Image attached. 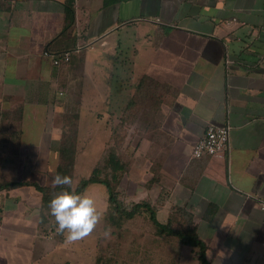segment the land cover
<instances>
[{
  "label": "crops",
  "instance_id": "1",
  "mask_svg": "<svg viewBox=\"0 0 264 264\" xmlns=\"http://www.w3.org/2000/svg\"><path fill=\"white\" fill-rule=\"evenodd\" d=\"M69 2L75 23L62 35ZM1 4L0 264L93 263L56 233L37 188L56 185L67 109L60 99L88 98L90 108L81 99L78 141L100 130L106 146L143 77L147 94L144 88L124 126L138 146L123 179L131 199L153 205L164 196L157 205L164 224L191 214L212 264H264V0ZM51 43L90 46L55 66L43 55ZM21 105V121L3 120ZM210 124L232 127L229 145L193 158ZM159 239L167 248L148 249L149 264H161L157 257L172 248L178 255L168 264H202L198 249Z\"/></svg>",
  "mask_w": 264,
  "mask_h": 264
},
{
  "label": "trees",
  "instance_id": "2",
  "mask_svg": "<svg viewBox=\"0 0 264 264\" xmlns=\"http://www.w3.org/2000/svg\"><path fill=\"white\" fill-rule=\"evenodd\" d=\"M2 0H0V9H2L1 4ZM66 20L65 25L62 30V35L70 33L68 31L75 23V10L73 8V5L69 2L66 7ZM61 35V37H62ZM60 40V39H59ZM59 43V41H57ZM83 45V44H72L70 43L69 46H63L62 48H56L50 44L49 48L46 49L61 52L69 49H75L77 46ZM81 52V51H80ZM79 52H76L77 54ZM72 58L69 63L64 64L70 65L72 63ZM148 81L147 77H143L142 80L139 82L135 96L131 99V102L129 103V109L131 111L124 112L121 114L120 120L118 121L115 130L113 132V138L111 143L107 144L105 146V149H108L110 147H113L109 153L107 154L104 151V154H107V158H105V155L103 158H105V165L104 167L100 166V164H97L91 174L87 177L82 179L78 185L74 188V178H75V169H76V159H77V144H78V136H79V121H80V107L81 103L76 107V114H74L71 117L67 116V113L72 111L68 107L63 113V133H62V139L60 143L59 153H60V161L57 167L56 176H68L72 178V185L70 188L67 186L61 187L55 185L54 187H41L37 186L39 190H41L44 194V206L45 210H47L48 213H50L49 204L51 200L55 197L56 193L59 191L68 190L77 194H82L86 188L94 183L103 184L106 186L107 193H108V200L109 203L114 204V206L117 207L118 212L113 213L110 211L109 214V220L111 224L116 226L117 228H121L124 223L127 220H132L136 218L139 213V211L144 210L147 211L150 214L151 220L154 223V226L156 227V233L159 236L172 237L176 240H178L179 243L187 246H191L192 248H196L198 259L202 264H212L207 256V245L206 243L199 237L197 227L194 223V218L191 214H185L184 218L175 220V223L171 220L169 223L164 224L159 221L157 211H158V204H162L164 200L163 197H159L157 204L152 205L151 200H144L143 202H138L133 204V206L130 209H124L121 207L119 202V194L117 192L118 183H120L121 179L125 176L126 172L129 170V167L132 162V158L130 156H125L126 148L128 145H130V140L126 139L127 129L124 127L125 123H131L130 121H133L134 116V110L135 112L138 111V106L136 104L138 99H143V96L140 97L139 95L144 93V88L146 83ZM81 101V97L79 96ZM137 98V99H136ZM62 99H60V103L63 104ZM66 107V105H65ZM1 115V114H0ZM23 115V105L19 106L13 114H3L1 117L3 120H16L21 121ZM71 119H74L75 123L71 124ZM124 144V145H123ZM118 145V147H115ZM123 145V147H122ZM124 148V149H123ZM107 151V150H106ZM127 153V152H126ZM122 154L124 155L122 157ZM102 158V159H103ZM159 180V175L157 174L154 181L157 182ZM20 185V183H10L9 185ZM117 204V205H115ZM180 211V210H178ZM180 213H182L180 211ZM179 213V214H180ZM177 221V222H176ZM177 224H179L177 226ZM171 243V242H169Z\"/></svg>",
  "mask_w": 264,
  "mask_h": 264
},
{
  "label": "rangeland",
  "instance_id": "3",
  "mask_svg": "<svg viewBox=\"0 0 264 264\" xmlns=\"http://www.w3.org/2000/svg\"><path fill=\"white\" fill-rule=\"evenodd\" d=\"M1 31L2 28H0V35H3ZM3 45L4 43L0 44V50ZM75 53H73V55H75ZM88 74L90 75L91 73L89 72ZM72 93L77 92L75 90ZM78 97L79 96L77 95L71 96V94H69L66 98H61L63 101H65L64 104L66 105V107L72 110L67 113V116L71 118L74 114H76V107H78V105L81 103L80 98ZM56 99L57 98L54 97L53 101ZM81 99H85V102H87L85 107H91V105L88 103V98L81 97ZM57 114H59L57 119L61 121L60 112L56 113L55 116ZM31 115L34 116L32 112L28 114V116ZM91 120L92 119H90V125H92ZM70 121L72 122L71 124L75 123L74 119H71ZM19 135L21 134L19 133ZM104 136V131L100 130H97V134H94L92 132V136L88 135L85 141V137L80 135V139L77 144V174L76 182H74L73 184L74 188L82 179L87 178L91 174L93 168L97 164H100V166L104 167L105 158H107V154L113 148L110 147L108 149H105V145H102ZM115 147H118V145H116ZM104 151L107 153L106 155L104 154ZM126 152L124 154L125 156L127 155L133 158V155L137 154L136 152H138V146H136L135 143L133 145H128L126 148ZM104 155L105 158H103ZM124 155L122 154V157ZM22 164L24 166L25 161H23ZM123 179L124 177L121 179L120 183H118L117 187V192L119 194V202L122 208L130 209L133 204L143 202L144 200L133 198L134 200H138L136 202L131 199V195L128 193L127 188L125 186V181H123ZM83 193H87L90 197H92L96 201L98 208L104 213V219L102 223L91 236L81 241L69 244V248L73 249V251L76 250V248L82 249L78 251V255L83 254L84 259H93L92 264H149L150 255L147 253L148 249L155 250V248L157 247L159 251H164L167 248L166 245L165 249L161 246L163 240L159 239V237L161 236L157 235L156 227L154 226L150 214L147 211H139V213L137 214L138 216L136 218L132 220H127L121 228H117L116 226L111 224L109 220V214L110 211L113 213L118 212V209L116 206H114V204L109 203L106 186L103 184L94 183L89 185ZM178 225L179 224H177V226ZM108 228H111L112 230L111 236L110 238H105L103 236V232L106 231ZM56 233L64 234V237L66 236V233H61L58 231V229ZM155 251H153L152 254H154ZM167 251L165 252L167 253ZM146 253L147 256H145ZM166 253L163 254V257H157L158 259H160L161 264L170 263V261H172V259H174L178 255V249L172 248L170 256H168ZM56 255L58 256V253ZM151 258L156 259V256L152 255ZM58 259L59 261L63 262L66 260V256H63Z\"/></svg>",
  "mask_w": 264,
  "mask_h": 264
},
{
  "label": "clouds",
  "instance_id": "4",
  "mask_svg": "<svg viewBox=\"0 0 264 264\" xmlns=\"http://www.w3.org/2000/svg\"><path fill=\"white\" fill-rule=\"evenodd\" d=\"M54 183L70 188L73 181L71 177L57 175ZM49 208L58 224V231L66 233V242L69 244L91 236L104 219V213L87 193L77 194L64 190L55 195ZM111 231V228H108L103 232V236L110 238Z\"/></svg>",
  "mask_w": 264,
  "mask_h": 264
},
{
  "label": "built area",
  "instance_id": "5",
  "mask_svg": "<svg viewBox=\"0 0 264 264\" xmlns=\"http://www.w3.org/2000/svg\"><path fill=\"white\" fill-rule=\"evenodd\" d=\"M90 44H83L77 46L75 49H69L61 52L46 49L43 52L44 57L48 58L53 65L62 66L70 62L73 53L80 52L82 49L88 47ZM2 76L0 75V80ZM231 126L210 124L202 137L192 147V157L199 159L205 155L214 156L223 152L229 145ZM261 208L264 210V202L261 203Z\"/></svg>",
  "mask_w": 264,
  "mask_h": 264
}]
</instances>
